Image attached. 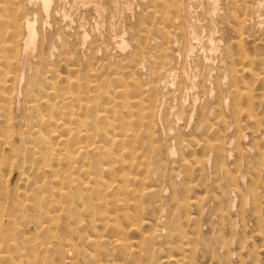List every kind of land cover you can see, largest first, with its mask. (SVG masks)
I'll use <instances>...</instances> for the list:
<instances>
[{"label":"rangeland","instance_id":"obj_1","mask_svg":"<svg viewBox=\"0 0 264 264\" xmlns=\"http://www.w3.org/2000/svg\"><path fill=\"white\" fill-rule=\"evenodd\" d=\"M232 1L218 0L221 12L215 14L211 9L212 0H53L48 17L38 3L0 0V23L7 22L10 26L8 16L14 9L13 4L22 3L23 12L20 9L18 15H38L40 38L32 69L26 70L28 77L23 83L21 112L17 113L15 104L10 103V124L6 123L0 97V220L3 221L0 238L16 236L17 244L22 245V254L27 255L22 264H26L29 257L38 264H90L89 255L94 253L90 237L96 231L90 224V209L84 207L78 197L81 186H86L83 185L85 169L79 163L81 156L69 157L60 139L52 140L51 127L45 120L48 121L53 112L59 117L67 112L63 98L70 96L67 93L71 90L69 84L83 97L95 92L101 96L108 90L125 91L132 81L128 73L132 70L146 94L156 84L161 87L163 83L161 92L165 96L157 110L159 115L153 128L140 125L138 114L141 108L131 109L138 137L128 148L131 151L135 146L136 151L132 172L146 183L140 214L148 224L141 232L130 231L128 238L140 246L142 235L147 232L145 237L151 240L146 243L147 250L137 264H264V22L261 28L249 23L242 25L241 19H235ZM179 4H183L187 12H179ZM251 13L250 9L239 10L242 18L250 17ZM183 19L193 22V25L195 22L197 37L199 43L206 46L205 52L201 51L192 35L185 36L179 29L183 27ZM11 30L1 29L5 43L0 42V47H10ZM164 30H168L166 36ZM103 33L101 38L99 35ZM121 36L129 45L125 53L117 46ZM210 36L215 38L219 47L216 52L207 48ZM191 45L192 53L189 52ZM50 51H54V56ZM144 60L148 64L143 63L146 62ZM181 69L188 73L190 81L187 84L182 80ZM232 69L238 71L237 93L233 92L236 88L232 87ZM175 71L180 74H175ZM29 77L31 84L28 86ZM119 85L122 87H117ZM52 87H56L58 95L49 98L54 104L53 110L51 107L47 110L45 107L43 110L31 109V104L46 102V92L52 91ZM121 100L116 99L118 102ZM134 101L130 99V102ZM91 109L92 105L87 109L74 110L85 115L83 131L89 129L94 137L92 140L98 141L104 127L94 128ZM42 114L48 116H43L42 120ZM41 130L43 135L39 133ZM60 132L61 129L52 134L59 135ZM24 141L28 144L26 148ZM52 144L58 153L61 151L59 155L47 152ZM172 148L177 150V155L170 156ZM128 160L131 161L132 157ZM25 171L28 178L22 175ZM68 178L73 179L69 181ZM75 186L77 188L74 189ZM49 211L55 212L49 214ZM101 234L109 240L114 236L109 229L102 230ZM14 242L10 244L15 245ZM135 247L138 249L132 248L131 252H140V248ZM60 250L71 252L68 251V257L64 259ZM113 250L112 246L103 248V253H110L109 257H103L106 264H111V260L114 264L124 261H133L134 264L138 259L134 256L123 259L120 250ZM83 253H86L85 257ZM68 254L74 259H69Z\"/></svg>","mask_w":264,"mask_h":264},{"label":"bare ground","instance_id":"obj_2","mask_svg":"<svg viewBox=\"0 0 264 264\" xmlns=\"http://www.w3.org/2000/svg\"><path fill=\"white\" fill-rule=\"evenodd\" d=\"M27 1L29 2V4H35V3L40 4L39 7L41 8V11L44 12L46 16L50 17L49 15L52 12L53 0H27ZM238 2L239 1H237V0L236 1L233 0L231 2L232 6L234 7L233 9L235 11V19L238 20V21L241 19V24L242 25H243V23H245L246 25H248V23H249V24H252L256 28L257 27L261 28L262 27V24L264 22V19H263V17H264V0H241L240 3H238ZM23 5L24 4H22V3H15V4H13L14 7H12V8H14V9H13L11 15L8 16V18L11 21H8L7 20L8 22H11L10 23L11 24L10 26L8 24H6L7 22L0 23V42L1 43L2 42L5 43V41H3L5 39H3V33L1 31V29L2 28H11L12 29L10 31V41H9L10 44H11L10 47H6V46L0 47V97H1V103H2L1 109H3L5 111V113H4V111H3V113L5 114V117H6V121H7L6 123H9V124L12 123V117H11V114L12 113H11V110H10V107H11L10 103H12V104L14 103L15 104V106L17 108V113H19V111L21 110V108H20L21 107V99L23 98L22 97L23 96V85H24L23 83L25 81V77H28V76H26V72H27L26 70L27 69H32L33 59H34V56H35V52L37 51L36 49H37V47L40 44V43L38 44V42H40V38H38L39 37V31H38V28H37V24H38V18H37V16L38 15L36 13H33V16L32 17L31 16L29 17L26 14H23L20 17L18 15V14H20L18 11L21 9L22 12H23ZM176 6H177V4H176ZM40 8H39V10H40ZM177 8H178V11L180 12V11H183L185 9V6L183 4H179ZM163 9H165V7H163ZM211 9H212V11L215 14H218L219 12H221V8L219 7L218 0H212ZM242 9L243 10H246V11H247V9H248V11L250 9V11L252 12L251 15H250V17L247 18L248 15H246V14H245L246 17L244 16V18H242V16H239V10H242ZM56 11H58V10H56ZM185 12H187V11H185ZM181 13H183V12H181ZM180 15H182V14H180ZM171 19H172V17H171ZM175 19H176V21L177 20L179 21V17H176L175 16ZM175 19H174V21H175ZM182 25H183V27L181 28V26H180L179 29L184 32V35L185 36L192 35L193 36L192 39H195L196 41H198V44H199V47H200L201 51L205 52L206 51V46L204 45L203 42H201L203 44L199 43V39H198L199 37H197L198 36V31H197V29L194 26L195 25V22H194V25H193V22L191 24L190 22H188V20L183 19V24ZM171 30H172V28H171ZM171 30H169V35H171V32H170ZM63 31H65V30H63ZM166 31H168V30H166ZM166 31L165 30L163 31L164 36L167 35V32ZM241 32L242 31L240 29V33ZM65 33H66V31H65ZM102 35H104V33L101 34V35H99V36H101V38H103ZM59 36H61V35H59ZM168 39H169V36H168ZM115 40H117V39H115ZM115 40H114L113 43H115ZM83 41L85 42V39ZM117 41H116V43H117ZM113 43H112V45H113ZM37 44H38V46H37ZM117 44H119L117 46L121 50L122 53L123 52L125 53L126 49L129 46L128 45V42L126 41V39H125L124 36H121V41L119 43H117ZM174 44H177V43H174ZM208 44H209V46L207 48L210 49L209 50L210 52H216L219 49V47H218V45L216 43L215 38L212 37V36L209 37ZM83 45H85V44H83ZM101 46L104 47V48L107 47V46L105 47L103 45H101ZM102 47H100V48H102ZM108 48L110 49L111 47H108ZM54 49H55V47H53L52 50H54ZM109 49L107 50V52H109ZM229 49H231V48H229ZM192 50H193V46L191 45L189 52L192 53L193 52ZM95 52H96V50H95ZM53 53H54V51L51 52V56H54ZM165 55H167V54H165ZM211 55H213V54L211 53ZM71 57L72 56H70V58ZM36 60H37V58H36ZM73 60L74 59H72V61ZM111 60H112V58H111ZM53 61H54V59H53ZM144 61H146V62H143V63L148 64V61L147 60H144ZM151 61H154V60L152 59ZM164 63H163V65H164ZM141 64H142V61H141ZM142 65L144 66V64H142ZM145 66H147V65H145ZM161 69H163V67H161ZM161 69H160V71H161ZM41 70H42V68H41ZM42 71H44V70H42ZM51 71H53V70H51ZM39 72H41V71H39ZM237 72L238 71L235 70V69H232L231 70L232 79H233V82H232L233 83L232 84L233 86L232 87L233 88H236V91L234 90L233 92H236V93H237V85H238V82H237V76H238V74H237ZM58 73H59V71H58ZM128 73L130 75V78L132 79V81L129 83V89L128 90H125V91L124 90L111 91V92H109V90H108V92L105 91L104 93H101V96L97 95L98 92L97 93L95 92L94 95H87V96L83 97V96H81L80 91L74 90L72 88V85L69 84V86H71V88H69V90L70 89L71 90L68 91L67 93L70 96L67 95L66 97L63 98L66 101L65 104H66V111L67 112L62 117H59V115L58 116L57 115H54V112H53V114L50 117H48V121L45 120L47 122L46 124L49 127H51V131L50 132H51V135L53 136L52 140H58V139H60V143H61V145L65 146L67 155L69 157H74V155H76V154H79L81 156L79 163H80L81 168L82 169H85V171L83 170L84 171V175H85L84 176V180H83V185L86 184V186L85 185H84L85 187L84 186H81V190H80L81 193L78 194V197L83 202V206L86 207V208L88 207L90 209L89 210L90 211V214L87 213V212H89L88 210H87L86 213L89 214L90 224H91V226L94 225L95 231H96V234L93 233L94 235H92L90 237L91 238V244L93 245L92 247H94V250H93L94 253H91L89 255L90 260H91L90 264H106V261H104L105 258H103V257H109L110 256V253H107V252L106 253H103L104 252L103 251V248L105 246H107V247L108 246H112V248L114 250L115 249L120 250L122 252L121 253V256H122L123 259H125L127 256L128 257L134 256V258H138V259H135V262H134V264H137L138 263V260L139 261L142 260V255H143L142 253L145 250H147L146 243L147 242L150 243V241H151L150 239H147L145 237V234L147 232L142 235V241H140L141 244H139L140 246H138V244L131 243L130 242L131 240L128 238V233L130 231H135L137 233L138 232H141V230L144 227V225L145 224L146 225L148 224L145 221V218H143L141 216V214H140V212L143 209V207H142L143 206L142 205L143 200L142 199L144 197V194L147 191V188L144 187L145 186L144 184H146V183H145V180L144 179H141V180L138 179L137 178V174L135 175L132 172V170L134 168V165H135L134 160H136V159H134V155L136 156V151H134L135 150V146H132L131 147L132 148L131 151H130V148H128L130 146V144L135 143L137 141V137H138L137 131L134 128L136 123L131 119V117L134 116V114L131 111V109L133 107L141 108V111L138 114L140 125L144 124V126L149 127V128L155 127V124L157 122L158 115H159L158 112H157V110L160 107V105H162V103L164 102V97L165 96H163L162 95V92H161L162 91L161 88H164V85H163V83H161V87H160L158 84H156V87H152L151 92L149 94H146V91L143 89L144 86L142 85L141 82H139V79L137 77H135V75H136L135 71L132 70V71H129ZM160 73L161 72H159V74ZM176 73L177 72L175 71V74ZM177 74L179 75L180 72L178 71ZM181 74L183 75L182 80L184 81V83H186V84L189 83L190 80H189V76L187 75L188 73H186V71L184 69L183 70L181 69ZM47 75H46V78L48 77ZM95 75H96V73H95ZM155 75L157 76L156 73H155ZM162 75H164V74H162ZM162 75H161V77H162ZM77 76H78L77 78H79V75H77ZM42 78H45V77H42ZM60 78L61 77H59V79ZM29 80H30V77H29ZM34 80H35V78H34ZM76 80H78V79H76ZM163 80L164 79H162V81ZM180 80H181V77H180ZM173 81L175 82L177 80L174 79ZM166 83H167V81H166ZM30 84H31V80H30L28 86ZM92 84L95 85V83H92ZM186 84L184 86H188ZM53 85L55 86V84H53ZM180 85H181V83H180ZM40 87H38V88H40ZM117 87H122V85L121 86L119 85ZM55 88H53V90H52L53 92L51 90L48 91V92H46V95L45 96H46L47 100H46L45 103H43L42 105H37V103L36 104L35 103L34 104H31V109L41 110L42 107H45L46 110L49 107H51V109H52V107H53L54 104H52L53 102L51 103V100H49V98L50 97H54V96H58L57 95V91H55ZM181 88H184V87L181 86ZM186 88H188V87H186ZM98 89L99 88H97V90ZM33 94H35V93H33ZM25 97H27V95ZM13 98H14V102H13ZM117 98L122 99L121 102L116 101ZM130 99H135L136 101H134L132 103V102H130ZM37 102H38V100H37ZM41 102H42V100H41ZM90 105H92V109L90 110V113H91L90 114V117H91V119L94 120V122H93L94 128L97 127V130H98V129L101 128L100 126L103 125V127H104L103 128L104 132H103L102 138H101V140H98V141H93L92 140L94 137H93V134H90V132H89L90 130L89 129L86 128V130L83 131L82 121H83V116H85V115H83V113L81 114L80 112H77V111L74 110L76 108L78 109V111L80 109H87ZM107 105H109L110 107L109 108L105 107ZM63 109H64V107H63ZM42 110H43V108H42ZM52 110H51V113H52ZM109 112H110L111 115L110 116H107V113H109ZM43 114H42V118H41L42 120H44L43 119L44 118L43 116H48V115H43ZM40 115H41V113H40ZM15 118H17L19 120V118L17 116ZM27 118L28 117H26V120H27ZM144 120H147V123H145ZM41 122H43V121H41ZM117 122H118V124H116ZM15 123H16V121H15ZM86 123H87V121H86ZM41 124L42 123H40V126H41ZM59 129H61L60 134L59 135H55L56 133H58ZM8 130H10V129L8 128ZM39 133L42 134L43 131L41 130ZM52 133H55V134L53 135ZM9 135H10V133H9ZM31 135H32V133H31ZM49 137L51 138V136H49ZM45 138H47V137H45ZM177 138L180 139V135H178ZM46 140L48 141V139H46ZM49 140H51V139H49ZM6 141H5V144H6ZM42 142H43V140H42ZM24 143H25V141H24ZM50 143H52V142H50ZM0 144H1V142H0ZM27 145L25 143V148H26ZM53 145L54 144H52L51 146L48 147V151L47 152H51L52 154H58L59 155L61 153V151H60V153H58L59 150L58 149H55L56 147L54 148ZM33 146H34V144H33ZM42 146H43V144H42ZM10 147L12 148V145ZM15 147L16 146H14V148ZM215 147H217V146H215ZM218 148L219 147H217V149ZM176 151L177 150L174 149V148L170 149V151H169L170 156L177 155L176 154ZM33 153H34V151H33ZM15 154H16V152H15ZM17 154L19 155V153H17ZM24 155H25V153H23V156ZM47 155H49V154H47ZM127 155H129V157ZM229 156H231V155H229ZM39 157H41V156H39ZM44 157H45V154H44ZM130 157H132V160L131 161L128 160V158H130ZM49 160H50V157H49ZM24 161H26V160H24ZM50 161H52V160H50ZM0 162H1V160H0ZM59 162H60V160H59ZM59 162H58V164H59ZM5 163H6V161H5ZM32 164H34V161H33ZM0 165H1V163H0ZM73 167H74V165H73ZM73 169L74 168H72V172H73ZM56 172L58 173V171H56ZM68 172H67V174H68ZM80 172H82V171H80ZM44 174H45V172H44ZM75 174H73L74 175L73 178L75 177ZM22 175L24 177V175H26V171H25V174L23 172ZM52 176H54V175H52ZM79 177H82V176L79 175ZM27 178H28V176H27ZM29 179H30V177H29ZM69 179L70 178H68V180ZM72 179H70V180L72 181ZM26 181H28V180H26ZM74 182L75 181H73V183ZM78 182H79V180H78ZM76 184L79 187V185H78L77 182H76ZM76 184L74 183V185H76ZM31 185H32V183H31ZM61 185H63V182H62ZM71 188H72V184H71ZM75 188H77V187L75 186L74 189ZM55 190L56 189H54V192H55ZM70 190H72V189H70ZM63 191H64V189H63ZM61 192H62V186H61ZM66 195H67V193H66ZM69 195H70V193H69ZM130 195H133V197L130 198ZM71 196H72V194H71ZM70 199H71V197H70ZM131 201H133V203ZM24 203H26V202H24ZM24 203H23V205H24V207H26V204H24ZM2 206H1V208H2ZM62 208H63V206H62ZM68 208H67V210H68ZM132 209L134 210V212H131ZM3 210H4V208H3ZM52 212H55V211H49V214L52 213ZM69 213H71V212H69ZM3 215H2V217H3ZM51 216H53V215H51ZM51 216H50V218H51L50 220L53 219V217H51ZM3 219H4V217H3ZM11 219H12V216H11ZM13 221H14V219H13ZM80 221H81V219H80ZM1 222L3 224V221L0 220V225H1ZM78 222H79V220H78ZM46 224H48V223H46ZM81 224H83V223H81ZM42 225H44V224H42ZM53 225H55V223ZM42 228H43V226H42ZM67 228L70 229V226H68ZM104 229H109L114 234V236H112L113 239L112 238H111V240L105 239V237L103 236V234H101V231L104 230ZM57 230H58V228H57ZM0 234H1V230H0ZM149 236H150V238H153V237H151V235H149ZM4 237H5V239L3 241V238ZM4 237L2 236V239L0 238V264H22L24 262L23 258L25 256H27V255H23L22 254V245H20L19 243L17 244V239L15 238L16 237L15 235H8V236H4ZM71 237H72V235H71ZM28 240H29V238H28ZM12 241L13 242L16 241V243L14 242L15 245L14 244H10V242H12ZM38 241H39V239H38ZM21 242H22V240H21ZM78 242H79V240H78ZM154 242H155V240H154ZM73 244H74V240H73ZM49 245H50V242H49ZM69 246H71V245H69ZM135 246H137V247L140 248V252H138V253H132L131 252L132 248L135 247ZM156 248L157 247H155L154 249H156ZM137 249H134V250H137ZM46 250H47V248H46ZM77 250H75V251L77 252ZM68 251H70V250H68ZM68 251H66V252L65 251H62L61 252V250H60V252L64 255V259H66L68 257V256H66V253H68ZM71 256H73V255H71ZM82 256L85 257L86 256V253H83ZM69 257H70V255H69ZM112 257H113V255H112ZM53 258H54V256H53ZM53 258H52V260H53ZM77 258H79V257H77ZM101 258H103V259L101 260ZM31 259H32L31 257L27 258L25 260L26 261L25 263L26 264H38L36 262L34 263ZM69 259L72 260L74 258L73 257L72 258L70 257ZM71 260H70V262H71ZM114 262H115V260H114ZM127 263L128 264L129 263H132L133 264V261L132 262H128V261L125 262L124 261L123 263H117V264H127ZM111 264H114L113 263V260H111Z\"/></svg>","mask_w":264,"mask_h":264}]
</instances>
